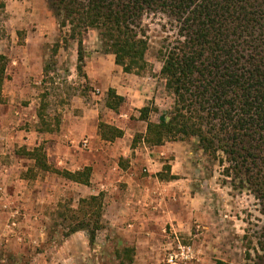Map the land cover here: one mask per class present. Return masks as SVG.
Instances as JSON below:
<instances>
[{
	"label": "rangeland",
	"instance_id": "rangeland-1",
	"mask_svg": "<svg viewBox=\"0 0 264 264\" xmlns=\"http://www.w3.org/2000/svg\"><path fill=\"white\" fill-rule=\"evenodd\" d=\"M0 3L5 5L0 8L4 34L0 53L9 59L0 104V264H125L118 253L127 248L134 251L129 264H264V216L259 203L222 175V167L210 162L196 139L174 142L162 152L156 166H140V177L148 180L151 193L147 195L145 187L142 203L136 205L139 215L132 216L128 205L111 212L110 185H105L95 194H102L105 204V228L95 244L90 245L85 232L65 238L66 230L56 225L59 205L77 208L80 199L89 197L84 196L86 190L53 173L39 172L34 180L22 179L34 162L17 151L32 150L36 143L47 146L38 132L42 100L53 122L73 109L110 110L107 92L79 76L78 44L70 39L68 27H60L47 0ZM165 24L159 16L144 20L149 67L141 76H126L129 101L126 98L120 109L126 120L137 121L140 110L150 106L159 109L150 115L153 122H159L173 106L174 99L160 75L158 55L166 37ZM84 54L87 76L95 75L104 83L109 74H117L114 58L106 56L96 31L85 36ZM100 117L104 119L102 113ZM136 132L135 137L142 135L138 129ZM85 141L88 139L78 144L86 152ZM140 145L142 142L135 148ZM168 172L177 177L171 186L159 177Z\"/></svg>",
	"mask_w": 264,
	"mask_h": 264
},
{
	"label": "trees",
	"instance_id": "trees-1",
	"mask_svg": "<svg viewBox=\"0 0 264 264\" xmlns=\"http://www.w3.org/2000/svg\"><path fill=\"white\" fill-rule=\"evenodd\" d=\"M47 1L60 27H68L70 39L78 44L77 71L84 78H88L84 38L90 30L97 32L104 53L113 55L124 73L141 76L149 67L144 20L151 15L162 17L166 37L158 53L160 75L174 102L159 122L150 119L157 107L140 110V120L147 128L135 137L133 147L141 142L161 147L196 139L198 148L210 162L219 163L222 175L234 187L253 195L264 216V0ZM0 8L5 5L0 3ZM3 36L0 30V41ZM8 64V57L0 53V104ZM44 73H49L47 65ZM125 102L116 90H108V109L119 112ZM47 106L42 100L37 113L40 133H53L60 127V118L49 121ZM99 134L107 142L124 136L121 129L103 122ZM17 153L34 162L22 179L34 180L39 172H46L90 185V167L76 172L57 169L49 163L43 145ZM164 174H159L163 181L177 179L170 172ZM104 215L103 195H92L80 199L77 208L60 204L56 225L66 230L65 238L85 232L93 245L105 228ZM133 252L127 248L118 257L129 264Z\"/></svg>",
	"mask_w": 264,
	"mask_h": 264
},
{
	"label": "crops",
	"instance_id": "crops-1",
	"mask_svg": "<svg viewBox=\"0 0 264 264\" xmlns=\"http://www.w3.org/2000/svg\"><path fill=\"white\" fill-rule=\"evenodd\" d=\"M106 56L114 58L110 54ZM116 72L117 74L113 76L109 74L104 83L100 82L95 75L88 74V79L92 86H102L106 92L109 89H114L118 95L127 98L128 93L125 86L128 84L126 76L129 75L124 73L119 66H117ZM101 113L104 115V119L100 117ZM126 116L125 111H75L73 109V111L63 112V119H61L58 131L38 134L41 139L43 138L42 141L47 142L45 150L49 163H52L57 169L76 172L86 167L91 168L90 185L79 184L82 186V190H86L84 196L95 195L97 188L110 185V211L117 213L118 209L128 205L133 209L130 214L136 216L139 215L136 205L142 203L143 199L140 198L146 191L145 187L149 186L148 180L140 177V166L143 164L150 165V167L156 166L157 160L161 159V155H163L162 152L171 149L175 143H166L161 147H149L142 143L141 148L139 146L132 147L135 132L138 129V132L144 134L147 123L141 121L139 117H137V121L126 120ZM102 122L121 129L124 136L114 142L102 140L99 134V124ZM141 124H144V127ZM29 138L32 140L33 137ZM85 138L88 139L86 152L81 150L78 144ZM24 142V144L27 143V141ZM34 145L37 147L40 143ZM1 159L0 165L3 162ZM21 160L23 161L24 158ZM9 170L11 171V169ZM173 184L175 182L170 180L168 186ZM121 185L124 189L121 188ZM147 191V195H149L150 189L148 188Z\"/></svg>",
	"mask_w": 264,
	"mask_h": 264
},
{
	"label": "built area",
	"instance_id": "built-area-1",
	"mask_svg": "<svg viewBox=\"0 0 264 264\" xmlns=\"http://www.w3.org/2000/svg\"><path fill=\"white\" fill-rule=\"evenodd\" d=\"M84 144L87 145L88 143L85 141Z\"/></svg>",
	"mask_w": 264,
	"mask_h": 264
}]
</instances>
